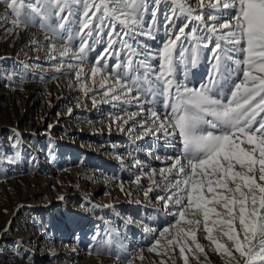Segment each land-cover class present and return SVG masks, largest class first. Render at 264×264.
I'll list each match as a JSON object with an SVG mask.
<instances>
[{
  "label": "rangeland",
  "instance_id": "374dc122",
  "mask_svg": "<svg viewBox=\"0 0 264 264\" xmlns=\"http://www.w3.org/2000/svg\"><path fill=\"white\" fill-rule=\"evenodd\" d=\"M186 2L200 11L197 0ZM148 4L144 25L146 30L151 24V37L139 34L125 37L139 55H132L120 37H116L117 42L109 48L110 20L100 28L94 21L90 37L80 34L82 16L78 5H73V15L58 35L39 26L13 27L11 19H0V264H104L107 261L125 264L129 258H134L133 264H161V261L183 264L178 247L169 250L167 255H163V248L154 252L147 250L159 231L175 223L177 218L162 207V201L157 202L158 205L156 199L147 203L145 196L149 187L152 188L148 179L152 174L146 170V165L152 164L159 172L162 167L155 162L160 161L159 150L166 145L170 149L178 145L179 152L182 148L178 136L167 139L162 133L144 135L141 128V124L144 128L152 126L149 110L161 112L159 101L163 97L142 93L140 101L131 98L128 102L114 101L103 95L104 89L99 84L102 74H113L106 86L114 77H123V65L129 58L134 62L130 76H142L148 71L139 64L144 60L152 66L151 79L159 70L164 44L187 24L184 35L176 42L171 78L189 87L199 70H203L205 79L212 75L215 63L212 48L216 41L214 38L206 41L210 34L198 21H189L187 15L178 11L172 16L175 7L172 0H159L158 5L148 0ZM153 10L156 11L154 23ZM6 11V7L0 5V16ZM27 11L22 9V12ZM169 16H172L171 23ZM51 23H57L55 18ZM36 24H39L38 19ZM116 27L121 34L126 31L119 24ZM85 40V51L80 54L79 48ZM205 42L209 47H203ZM65 46L70 51L61 57L59 53ZM76 55L83 59H76ZM193 56L195 65L191 63ZM97 61L107 67L102 74H97L94 83L90 69L98 66ZM69 64L74 67L69 69ZM116 64L121 67L115 68ZM80 67L83 72L77 80L76 72ZM229 82L228 86L221 83L225 93L231 87ZM141 85L146 87L143 80ZM200 87L194 84L191 88ZM131 113L139 114L131 117ZM138 117L143 119L138 120ZM124 120L129 122L124 123ZM60 152L62 158L57 162L52 156L58 157ZM83 155H91L92 164H80ZM43 167L51 173H45ZM123 172L131 178L121 179L119 183L117 175ZM137 178L139 183H136ZM99 186L104 191L97 197L92 196L93 189ZM91 201L97 203L96 207H92ZM114 202L121 204V208L112 215L99 214L98 209L107 210ZM158 211L161 215L157 217ZM84 220L88 221L87 225L83 224ZM72 223L75 225L71 228ZM62 226L70 230L66 237ZM144 227L157 232H152L148 238ZM170 231L175 234L174 229ZM196 235L206 253V257L197 253L200 264H225L224 258L204 239L206 233L200 230ZM223 240L226 242V237ZM140 255L143 260L139 259ZM189 264H198L191 254Z\"/></svg>",
  "mask_w": 264,
  "mask_h": 264
},
{
  "label": "snow or ice",
  "instance_id": "6c2138e0",
  "mask_svg": "<svg viewBox=\"0 0 264 264\" xmlns=\"http://www.w3.org/2000/svg\"><path fill=\"white\" fill-rule=\"evenodd\" d=\"M154 3L158 5L159 0ZM197 3L199 12L186 0H172L175 6L172 16H176L177 11L187 15L189 21H198L210 34L206 41L215 39L212 48L215 63L207 85L190 88L171 78L176 42L184 35L187 24L164 44L159 70L151 79L152 66L144 60L139 64L148 71L142 76H130L134 63L131 58L123 65V77H114L110 85L106 86V81L113 74L103 75L107 65H99V61L98 66L90 69L91 78L95 83L97 74H102L99 87L104 89L105 97L114 101L128 102L129 98L140 101L142 93L163 97L159 101L161 112L149 110L152 126L144 128L141 124V128L144 135L178 136L182 145L179 155L167 158L172 163L159 170L168 194L157 197L164 209L177 218L175 223L159 231L147 250L154 252L163 248V255H167L169 250L178 247L183 264H189V254L200 264L197 253L205 257L206 253L196 233L202 230L206 233L204 239L224 258L225 264H264V0H197ZM0 5L8 10L0 19H11L13 27L39 26L50 29L55 35L65 29L69 16L73 15V5H78L82 16L80 34L90 37L94 21L100 28L110 20L109 48L117 42L116 37H120L132 55L139 53L125 37L152 35L151 24L146 30L144 25V15L149 11L148 0H30L27 3L25 0H0ZM205 8L209 10L207 13ZM22 9L28 11L22 12ZM151 16L154 23L155 10ZM172 16L168 17L169 23ZM53 18L57 23H51ZM117 24L126 31L117 32ZM86 44V40L82 42L80 54L84 53ZM203 47L209 44L205 42ZM52 51H56L55 44ZM69 51L65 46L59 55L64 57ZM75 58L83 59L81 55ZM191 63L195 65V56ZM73 67L68 65L69 69ZM82 72L80 67L76 72L77 80ZM141 80L146 87H142ZM221 81L225 85L231 81L226 93ZM134 91L135 96L132 95ZM173 172L176 178L169 180ZM150 191L151 187L145 196ZM170 203L175 211L169 209ZM170 229L175 230L174 235ZM145 231L156 230L145 228ZM116 259H120L119 255ZM133 259H126L125 264H133ZM139 259L144 257L140 255Z\"/></svg>",
  "mask_w": 264,
  "mask_h": 264
},
{
  "label": "bare ground",
  "instance_id": "6f19581e",
  "mask_svg": "<svg viewBox=\"0 0 264 264\" xmlns=\"http://www.w3.org/2000/svg\"><path fill=\"white\" fill-rule=\"evenodd\" d=\"M37 64V63H36ZM195 75V74H194ZM208 82H209V79H205V77H204V75H203V70H199L198 71V73H197V75L194 77V78H192V80H191V82H189V87L191 88V87H193V85L194 84H200L201 86H204V85H207L208 84ZM221 83H222V81H221ZM230 83V82H229ZM222 85V84H221ZM224 86V85H223ZM226 86H228V85H226ZM136 107V106H135ZM149 114H150V112H149ZM137 118V117H136ZM143 119V118H142ZM142 119H140V117H138V120H142ZM129 122V121H128ZM136 122V121H135ZM132 123V122H131ZM133 128V127H132ZM163 137H165V136H163ZM167 139H169V137H166ZM170 140H173V138L172 139H170ZM121 142V141H120ZM174 144V143H173ZM175 144H177V143H175ZM137 145H139V146H141L142 145V143H139L138 144V142H137ZM143 145H147V144H143ZM56 149H57V147H56ZM160 152H159V154H161V157H160V161L159 160H156L155 162H156V164H158L160 167H162V168H166V166H169L171 163H172V161L171 160H169V159H167L169 156H177V155H179L180 154V152L178 151V145H176V146H174V147H172V149H170L169 147H168V145H166L165 147H163V148H161L160 150H159ZM59 152V151H58ZM60 154H61V152L59 153V156L57 157H55V156H52V158L53 159H55L57 162L62 158V156H60ZM128 157V156H127ZM135 159V158H134ZM82 162H80V164H82L83 166L84 165H90V164H92V160H93V158L91 157V155H83V157H82ZM85 161V162H84ZM130 161L132 162V161H134L132 158H130ZM60 162V161H59ZM136 162V161H135ZM108 167V166H107ZM154 167V166H153ZM110 170V169H109ZM146 170L149 172V174H152V177L151 178H149L148 177V179H150V181H151V186H152V191H150V192H148V195H147V203L148 202H151L153 199H156V204H157V202H160V201H158L157 200V197H159V196H167V192L165 191V188H164V185H165V181L163 180V178L161 177V175H160V172H157L155 169H153L152 168V164H148V165H146ZM155 170V171H154ZM43 171L45 172V173H47V174H50L51 172H50V170H48V169H46V167H43ZM111 171V170H110ZM146 172V171H145ZM148 174V175H149ZM123 177V178H122ZM125 177V178H124ZM127 178H131V175H129L128 173H126V172H123V173H121V174H118L117 175V181L119 182V183H121L120 181H121V179H127ZM176 177H175V172H173V174L172 175H169L168 176V179L169 180H173V179H175ZM153 181H155V183H153ZM122 185V184H121ZM121 185H119V187L121 186ZM150 186V185H149ZM148 186V187H149ZM104 191V188L103 187H95L94 189H93V193H92V196H95V197H97L98 195H100V193H102ZM118 191V190H117ZM130 192V191H129ZM114 195V194H113ZM91 196V197H92ZM112 196V195H111ZM112 198V197H111ZM113 198H115V197H113ZM119 198V197H118ZM97 200V199H96ZM95 200V201H96ZM117 199H115V201H116ZM119 201H122V200H119ZM143 201H145V200H143ZM153 202V201H152ZM90 204L92 205V207H96V204L97 203H95L94 201H91L90 202ZM144 204V203H143ZM105 205V204H104ZM121 204H118V203H116V202H114L112 205H111V207H109V209H107V210H100V209H98V211H99V214H101V215H107V213L109 214V215H112V213L116 210V209H119V208H121V206H120ZM158 205V204H157ZM110 206V205H109ZM120 206V207H119ZM98 207V206H97ZM163 207V206H162ZM125 207H123L122 206V209H124ZM151 208V207H150ZM126 209V208H125ZM169 209L170 210H172V211H174V206L170 203L169 204ZM130 210H132V209H130ZM129 210V211H130ZM145 210H147V208H143V211L145 212ZM161 215V212H157V214H156V216L158 217V216H160ZM122 220V219H121ZM120 220V221H121ZM85 221V220H84ZM119 221V220H118ZM119 221V222H120ZM121 222H123V221H121ZM83 224H85V225H87L88 224V221L86 222H84ZM75 224L74 223H72L70 226H71V228H72V226H74ZM109 225V224H108ZM140 225V224H139ZM144 225V224H143ZM148 226V225H147ZM152 226V225H151ZM80 227V226H79ZM108 228L109 229H111V227H109L108 226ZM145 228V227H144ZM76 229H77V227H76ZM150 229V228H149ZM79 230H81V227L80 228H78V231ZM116 230V229H115ZM111 231H112V229H111ZM113 231H114V229H113ZM69 232H70V230L69 229H67V227H65V226H62V233H64V237H66V236H68V234H69ZM115 232V231H114ZM145 232V231H144ZM147 233H146V235H147V237L149 238V237H151V234H152V231L150 232V231H146ZM157 232V231H156ZM155 233V232H154ZM81 234V233H80ZM115 234H116V237L117 238H120L119 236H120V234L117 232H115ZM119 234V235H118ZM79 235V234H78ZM156 236V235H155ZM82 237H84V235L83 236H81V238ZM122 237V236H121ZM61 239H62V237H61ZM134 245V244H133ZM104 264H116L115 262H108L107 261V263H104Z\"/></svg>",
  "mask_w": 264,
  "mask_h": 264
}]
</instances>
